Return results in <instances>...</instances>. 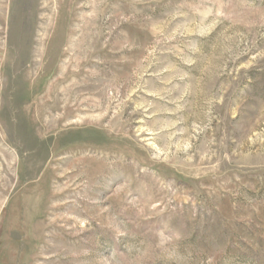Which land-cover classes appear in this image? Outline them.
Returning <instances> with one entry per match:
<instances>
[{"label":"rangeland","instance_id":"rangeland-1","mask_svg":"<svg viewBox=\"0 0 264 264\" xmlns=\"http://www.w3.org/2000/svg\"><path fill=\"white\" fill-rule=\"evenodd\" d=\"M0 264H264V0H0Z\"/></svg>","mask_w":264,"mask_h":264}]
</instances>
